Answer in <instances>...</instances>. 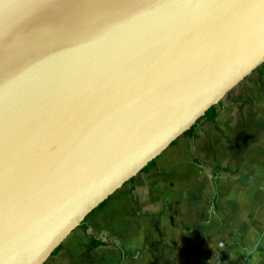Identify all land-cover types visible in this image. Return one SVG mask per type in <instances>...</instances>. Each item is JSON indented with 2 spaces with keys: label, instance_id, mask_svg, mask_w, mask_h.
<instances>
[{
  "label": "water",
  "instance_id": "1",
  "mask_svg": "<svg viewBox=\"0 0 264 264\" xmlns=\"http://www.w3.org/2000/svg\"><path fill=\"white\" fill-rule=\"evenodd\" d=\"M261 65L264 0H0V264H44Z\"/></svg>",
  "mask_w": 264,
  "mask_h": 264
},
{
  "label": "crops",
  "instance_id": "2",
  "mask_svg": "<svg viewBox=\"0 0 264 264\" xmlns=\"http://www.w3.org/2000/svg\"><path fill=\"white\" fill-rule=\"evenodd\" d=\"M219 103L196 138L176 139L92 214L91 233L75 229L44 264H142L143 253L157 264L261 260L264 236L247 250L264 231V65ZM91 235L107 245L88 251Z\"/></svg>",
  "mask_w": 264,
  "mask_h": 264
},
{
  "label": "trees",
  "instance_id": "3",
  "mask_svg": "<svg viewBox=\"0 0 264 264\" xmlns=\"http://www.w3.org/2000/svg\"><path fill=\"white\" fill-rule=\"evenodd\" d=\"M220 109V103L213 105L203 117H207L211 120H214L216 118V114L217 111ZM202 119V118H201ZM199 119L190 129H188L183 136L185 137H190L192 139L197 137V132L196 129L198 127V123L201 120ZM174 144V142L172 143ZM158 158V157H157ZM157 158L153 159L152 161H150L141 171L142 172H147L150 168H152L153 166L156 165V160ZM200 162V161H199ZM134 178V177H133ZM133 178H131L129 181H127L126 183H130ZM111 196L106 199L104 202H102L95 210H93L82 222L81 226L79 228L83 229L86 233H91V227H90V217L92 216V214L98 210L103 208L107 202L110 200ZM103 245H107L106 242L102 241L101 239L97 238L94 235H91V240L88 243V251H92L95 248L99 247V246H103ZM62 249V245H59L52 253V255H56L60 250Z\"/></svg>",
  "mask_w": 264,
  "mask_h": 264
},
{
  "label": "rangeland",
  "instance_id": "4",
  "mask_svg": "<svg viewBox=\"0 0 264 264\" xmlns=\"http://www.w3.org/2000/svg\"><path fill=\"white\" fill-rule=\"evenodd\" d=\"M257 241L258 240H256L255 241V243H254V245L257 243ZM254 245H253V247H254ZM252 247V248H253ZM252 248H249V250H251ZM249 250H247V251H249ZM256 253V252H255ZM254 253V254H255ZM145 253H143L142 254V256H141V263L142 264H157L156 262H155V260H154V257H151L149 254H145ZM253 254V255H254ZM252 255V256H253ZM261 256H258V257H260L261 258V260H255V258L253 259L252 258V261H253V263H256V264H264V251H262L261 252V254H260ZM250 256V258L252 257L251 255H249ZM132 260V259H131ZM222 262V261H221ZM190 264H200L199 262H197V260H194L192 257H191V260H190Z\"/></svg>",
  "mask_w": 264,
  "mask_h": 264
}]
</instances>
